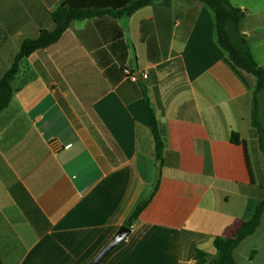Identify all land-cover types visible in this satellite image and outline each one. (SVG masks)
Listing matches in <instances>:
<instances>
[{"label": "crops", "instance_id": "crops-1", "mask_svg": "<svg viewBox=\"0 0 264 264\" xmlns=\"http://www.w3.org/2000/svg\"><path fill=\"white\" fill-rule=\"evenodd\" d=\"M130 1L0 0V78L24 40L54 30L55 9ZM232 6L264 69V0ZM226 58L206 7L156 0L130 17L74 22L25 59L0 112V264H88L147 199L156 154L144 91L165 137L159 187L101 264H212L213 238L247 221L264 188L255 81ZM232 256L264 264V213Z\"/></svg>", "mask_w": 264, "mask_h": 264}, {"label": "trees", "instance_id": "trees-1", "mask_svg": "<svg viewBox=\"0 0 264 264\" xmlns=\"http://www.w3.org/2000/svg\"><path fill=\"white\" fill-rule=\"evenodd\" d=\"M49 8L56 0H42ZM156 0H131L123 8L98 9V8H75L65 5L55 9L51 13V20L54 24L53 31L41 30L36 39H26L22 42L18 54L14 57L11 67L0 78V112L7 108L12 94V83L19 72L20 65L31 54L46 49L55 44L74 22L85 21L94 18L110 17L119 19L130 17L136 11L151 6ZM203 5L213 16L216 41L218 46L226 54V63L237 75L244 73L251 76L254 81V89L251 101V125L259 141L260 151L264 158V69L254 60L246 37L238 31V25L244 18L245 12L233 7L229 0H185ZM145 107L148 115L150 130L155 144V166L156 175L151 192L147 199L142 201L133 211L131 216L124 223V226L131 228L142 211L148 206L156 193L161 178L163 166V154L165 149L164 131L158 123L153 110L151 109L145 91L143 92ZM230 143L240 145L239 135L231 133ZM11 192L13 191L10 190ZM258 197V204L247 221H243L237 229L228 237H214L213 247L216 250V257L212 264H234L233 251L245 238L251 236L259 225L260 218L264 213V188L255 189ZM198 257L205 260L206 255L198 253Z\"/></svg>", "mask_w": 264, "mask_h": 264}, {"label": "water", "instance_id": "water-1", "mask_svg": "<svg viewBox=\"0 0 264 264\" xmlns=\"http://www.w3.org/2000/svg\"><path fill=\"white\" fill-rule=\"evenodd\" d=\"M130 235V229L122 226L112 237L109 243L88 263V264H101L108 254L114 250L117 246L122 244L126 238ZM213 257L206 258L207 262H212Z\"/></svg>", "mask_w": 264, "mask_h": 264}, {"label": "rangeland", "instance_id": "rangeland-1", "mask_svg": "<svg viewBox=\"0 0 264 264\" xmlns=\"http://www.w3.org/2000/svg\"><path fill=\"white\" fill-rule=\"evenodd\" d=\"M235 1H236V0H232V1L229 0V2H230L231 5L234 4ZM176 68H177V67H175V69H176Z\"/></svg>", "mask_w": 264, "mask_h": 264}, {"label": "built area", "instance_id": "built-area-1", "mask_svg": "<svg viewBox=\"0 0 264 264\" xmlns=\"http://www.w3.org/2000/svg\"><path fill=\"white\" fill-rule=\"evenodd\" d=\"M133 80H134V81L136 80L135 76H133Z\"/></svg>", "mask_w": 264, "mask_h": 264}]
</instances>
